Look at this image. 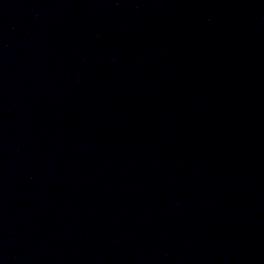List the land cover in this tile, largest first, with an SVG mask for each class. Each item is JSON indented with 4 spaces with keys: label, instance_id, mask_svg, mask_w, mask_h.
Wrapping results in <instances>:
<instances>
[{
    "label": "water",
    "instance_id": "water-1",
    "mask_svg": "<svg viewBox=\"0 0 264 264\" xmlns=\"http://www.w3.org/2000/svg\"><path fill=\"white\" fill-rule=\"evenodd\" d=\"M0 264H264V0H0Z\"/></svg>",
    "mask_w": 264,
    "mask_h": 264
}]
</instances>
